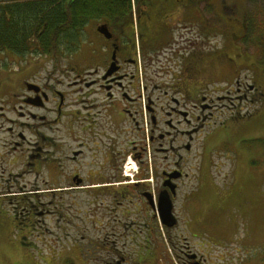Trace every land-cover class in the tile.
I'll return each instance as SVG.
<instances>
[{"label":"flooded vegetation","instance_id":"flooded-vegetation-1","mask_svg":"<svg viewBox=\"0 0 264 264\" xmlns=\"http://www.w3.org/2000/svg\"><path fill=\"white\" fill-rule=\"evenodd\" d=\"M201 5L135 0L81 32L66 77L57 53L0 52V264L40 258L39 244L64 246L60 264H244L205 254L201 185L181 193L214 120L246 123L263 100L233 58L202 51Z\"/></svg>","mask_w":264,"mask_h":264},{"label":"rangeland","instance_id":"rangeland-1","mask_svg":"<svg viewBox=\"0 0 264 264\" xmlns=\"http://www.w3.org/2000/svg\"><path fill=\"white\" fill-rule=\"evenodd\" d=\"M90 27L91 24L86 29ZM81 36L75 41L79 47L87 38L85 33ZM201 36L202 51L217 55L219 60L233 58L231 76L253 81L261 89L263 100L247 110L246 114H254L246 123L227 122L228 113L214 120L216 127L205 138L201 161L187 159L185 169L192 175L181 193L193 189L198 182L201 185L208 207L207 223H212L202 232V245L208 246L205 254L215 257L226 252L240 253L244 264H264V0H202ZM64 53L56 58L58 67L65 72L62 77L69 73L66 63L72 62L70 52ZM219 68H203L202 79L216 77ZM223 136L222 144L218 141ZM29 251L42 255L34 260L26 256L23 264H60L56 258L66 252L64 246L49 244H39L35 251Z\"/></svg>","mask_w":264,"mask_h":264},{"label":"trees","instance_id":"trees-1","mask_svg":"<svg viewBox=\"0 0 264 264\" xmlns=\"http://www.w3.org/2000/svg\"><path fill=\"white\" fill-rule=\"evenodd\" d=\"M134 1L0 0V52L64 56L87 25L125 19Z\"/></svg>","mask_w":264,"mask_h":264},{"label":"water","instance_id":"water-1","mask_svg":"<svg viewBox=\"0 0 264 264\" xmlns=\"http://www.w3.org/2000/svg\"><path fill=\"white\" fill-rule=\"evenodd\" d=\"M104 30H106L105 25L97 27V31L100 33H104ZM159 210H160V216L164 222L172 221L173 219V222L169 224L173 225L176 223L175 218H173L171 215V202L169 201V199H166L163 195L160 196Z\"/></svg>","mask_w":264,"mask_h":264}]
</instances>
